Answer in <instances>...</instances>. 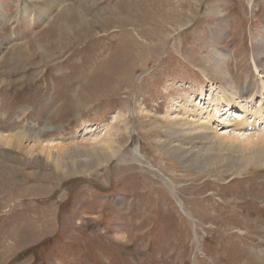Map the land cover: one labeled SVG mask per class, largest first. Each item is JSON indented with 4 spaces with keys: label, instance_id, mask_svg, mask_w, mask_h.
I'll return each mask as SVG.
<instances>
[{
    "label": "rangeland",
    "instance_id": "obj_1",
    "mask_svg": "<svg viewBox=\"0 0 264 264\" xmlns=\"http://www.w3.org/2000/svg\"><path fill=\"white\" fill-rule=\"evenodd\" d=\"M60 1L29 27L46 0H0V133L26 132L0 143V264H264V167L201 171L165 145L178 117L201 122L186 96L264 101V0ZM262 128L230 133L252 148ZM40 131L84 148L65 159L82 172L46 160Z\"/></svg>",
    "mask_w": 264,
    "mask_h": 264
},
{
    "label": "bare ground",
    "instance_id": "obj_2",
    "mask_svg": "<svg viewBox=\"0 0 264 264\" xmlns=\"http://www.w3.org/2000/svg\"><path fill=\"white\" fill-rule=\"evenodd\" d=\"M46 2L48 5L43 3L40 10L38 12H36L37 10L35 11L36 15L33 17H31L32 7H25L23 10H21L22 12L21 16L25 19V22L27 25H29V27L30 26L37 27L34 24L35 20H38L39 24H42L45 19H48V17L52 16L55 13L56 9L61 4L60 0H53L52 2L46 0ZM0 17L5 18L9 22H11L12 19V17L9 15L3 17L0 14ZM43 25L44 23L41 26ZM14 36L15 35L12 33L9 36V38H5L0 41V54L2 53L3 50H5V45L7 47V45H10L14 41ZM116 64H117L116 62H113L111 65L110 63L107 64L111 72L117 70L120 71V68ZM112 78H113L112 76L109 77V80ZM261 83H262L261 84L262 90H264V81H262ZM211 89L212 88L210 87V90ZM229 90H223V91L221 90L222 92H220V95L219 94L214 95L215 98L214 96L208 97L206 103H204L205 101H203V103L201 102L202 100H205L204 97H202L201 93L199 96L201 98L198 99L199 98L198 97L197 99H195L198 100V103L195 100H191L189 98L190 96H186V98H188L192 102V104H190L189 101L187 100L190 109L184 107L183 110L185 111V114H187L188 111L192 112L191 110L192 107L193 108L197 107L198 112H200L197 114L200 116L199 120L201 122L199 123L196 121L190 122L189 120L179 119V117L178 118L176 117L178 120L176 121L174 120L171 122V126L168 128L166 134V140H165V145L176 156V158L179 159V163H181L182 165L187 164L189 165L190 168L196 167L199 168L201 171H203L204 169H215L220 173H231V174H242L244 171L252 167H259V168L264 167V101H262L263 97L260 96L262 97L261 100L262 102L259 101V105L257 107L253 105L252 102H250V105L249 102H245V105L243 106L240 104L241 102H243L242 100L240 103L237 102L239 99L236 96L237 94L235 95L234 93V96H232V93L235 90L233 89L234 90L233 92ZM209 94L211 95V93ZM218 101L223 103L224 105L223 106L216 105ZM227 107H230V110L235 108V110H239V111L237 112V111L229 110L230 112H228ZM214 111H217V113L219 114L218 117L213 116ZM202 112H204V114L207 115L203 116ZM214 118L216 119L215 121L216 124L218 120L219 124L217 126L223 124L226 127L225 129L229 127L230 128L229 133L231 131L233 132L242 131L241 134L242 137H244L243 136L244 132H246L248 126L251 127V130L252 129L254 130L256 129V125L259 124V122L263 123V128L261 130L262 133L258 136H255V138L258 139L259 141L253 143L252 148H248L242 146L241 144H239L238 141L235 140V139L238 140V138L240 137L238 135L239 133L238 134L230 133L231 134L230 135L229 133L225 132L226 134L224 133L223 134L224 136L218 137L217 134L215 133V128H213L212 126L213 124H211L213 123ZM25 133L26 132L23 131L15 132L14 134L0 133V143L1 145L3 144L5 146H12L15 149L20 148V143L18 144V142L20 141V139L25 138ZM41 133H42L41 131L39 133L37 132L34 136V140L36 141L35 146L45 156L46 160L48 161L50 160L56 169H60L63 171L70 169L74 173L82 172L83 167L86 166V165L84 166V162L73 163L65 159L73 158L74 155L71 156V153L84 154L82 156H85V154H87L88 152L85 151L84 148L79 147L78 146L79 144H73V146L71 144V147L69 146L68 148L59 146V144L58 146L50 145V144L43 145L41 142L42 140H40ZM230 136L233 139L234 138L235 139L234 140L232 138L230 139ZM253 137L254 136L246 135L244 138L248 140L249 138H253ZM228 139L234 141V143L225 142V140ZM235 142H238V144H235ZM245 142L246 141H244V143ZM247 143L250 142L247 141ZM96 144L97 146L91 145V149L96 150L97 147L99 146H102L103 148L106 149L108 146L107 141L105 139L103 141H100L99 143L97 142ZM134 154L136 155V157H138L140 161H145L143 156H141L138 153L137 148H134ZM147 164L150 168H152L148 162ZM240 237L243 238L242 233L240 234ZM259 248H261L260 245Z\"/></svg>",
    "mask_w": 264,
    "mask_h": 264
}]
</instances>
